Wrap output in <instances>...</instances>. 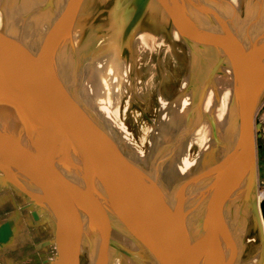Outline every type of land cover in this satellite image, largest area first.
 <instances>
[{"label": "bare ground", "instance_id": "bare-ground-1", "mask_svg": "<svg viewBox=\"0 0 264 264\" xmlns=\"http://www.w3.org/2000/svg\"><path fill=\"white\" fill-rule=\"evenodd\" d=\"M177 2L180 11L172 16L161 0H147L143 15L124 38L134 14L133 0H116L109 17H102L104 21L97 26L93 22L100 14L95 12L100 4L107 3L105 0H0V111L13 122L23 119L29 122L28 136L39 144L43 145L48 138L51 124L46 113L32 96L16 90L6 78L9 51L6 40L10 39L25 48L38 74L51 81L47 84L50 90L57 84L54 64L91 117L133 165L136 170L133 173L126 164L121 166L135 188L158 206L161 221L167 213L187 233L198 230L201 220L207 216L219 185L222 162L237 138L238 112L233 99L235 84L239 82L234 73L239 71V66L233 63L232 52L238 58L244 56L252 66L264 54V48L258 51L256 45L264 33V0ZM68 11L70 26L48 41L52 23ZM189 19L191 25L200 24L209 34L224 40L226 51L197 36L188 25ZM127 44L132 54L130 60L123 53V46ZM147 87L158 101L153 113L147 110L146 102L141 104L142 95H151L141 93ZM122 103L126 106L121 108ZM132 105H138L136 108L143 114L137 110L132 113L145 116L151 124L146 149L137 147L121 116V113L128 114ZM49 152L67 182L79 185L76 160L64 142L53 137ZM4 164L11 168L12 181L45 198L40 180L27 164L13 158L5 159ZM136 167L159 183L158 192L167 194V200L146 193L150 187ZM249 172L247 167L243 180H247ZM98 174L99 181H104L105 174L102 171ZM215 178L217 182L211 189ZM247 188L246 185L240 190L221 218L214 217L208 224L199 247L200 264L211 263L218 242L232 264L261 261L262 242L257 259L258 247L250 242L252 223L245 219L249 214L256 225L251 214L252 201H255L264 237L258 175L257 187L249 199ZM2 190L14 191L12 187ZM60 195L67 215L83 220L87 213L84 202L71 193ZM44 202L45 205H35L31 210L41 209V216L47 213L55 222L56 231L57 217L48 202ZM106 216L112 225L107 264H161L147 246L125 234L116 221L110 220L113 217L109 214ZM146 216L147 221L158 225L156 216ZM221 222L226 226H220ZM105 225L101 211L92 204L78 264H99L95 250L104 244Z\"/></svg>", "mask_w": 264, "mask_h": 264}, {"label": "water", "instance_id": "water-1", "mask_svg": "<svg viewBox=\"0 0 264 264\" xmlns=\"http://www.w3.org/2000/svg\"><path fill=\"white\" fill-rule=\"evenodd\" d=\"M146 2L147 0H133L134 14L126 27L124 38L129 35L134 24L143 15ZM161 2L169 9L172 16L180 11L177 0H161ZM69 14L70 11L52 23V32L47 35L48 41L52 40L56 33L70 26ZM191 24L192 21L189 19L188 25L197 36L216 44L223 52L226 51L224 40L209 34V31L200 24ZM256 43L258 51H261L264 48V33ZM6 48L9 50L6 78L10 79L16 90L32 96L46 113L45 116L50 120L51 127L48 138L41 145L28 136L31 130L29 122L24 119L22 122H13L0 111V191L2 188L12 187L17 193H22L23 196H20L26 202L24 207L29 209L35 205L40 207V204L45 203L44 200L48 202L57 217L56 231L53 237L39 243L38 248L56 244V253L54 258L48 259L49 264H78L92 204L101 211L106 224L104 244L95 250L99 264H107L109 255L112 225L106 219L108 214L113 217L110 220L116 221L125 234L137 240L139 244L147 246L161 264H200L202 251L199 247L210 221L214 217L221 218V215H224L244 186H248L246 191L248 199L257 187L256 138L260 136L261 124H255V116L264 97V54L256 65L252 66L244 56L238 58L232 52L234 57L232 61L239 66V71L234 73L239 82L235 84L233 99L238 112L237 138L222 162L219 185L213 194L207 216L201 220L198 230L183 233L167 213H164V221H161L162 215L157 211L158 206L143 197L135 188L121 166L122 164L129 166L132 169L129 170L131 173L136 171L133 165L125 160L116 144L91 117L54 64L57 84L53 90H50L47 84L51 81L49 82L47 78L44 80L38 74L22 45L7 39ZM53 137L62 140L75 158L81 181L79 185L67 182L52 158L49 146ZM10 158L20 160L30 167L44 188L45 198L33 189L11 180V168L4 164L5 159ZM247 167L250 169V175L247 180H243ZM136 169L140 175L142 174V180L150 187V191L145 190L146 193L156 197L160 195L159 197L163 199L167 197V194L159 193L161 190L159 183L151 175L145 176L139 167ZM101 171L105 174L103 177L105 180L102 178L104 180L102 182L98 178V172ZM216 182L215 178L211 189H214ZM67 193L84 202L87 213L83 220L74 219L65 212L60 194ZM109 194L112 196H108ZM88 201L93 203L89 204ZM251 207V214L262 242V259L258 264H264V237L257 203L252 201ZM261 208L264 213V201L261 203ZM40 212L41 209L29 212L30 220L34 225L38 223ZM146 214L156 216L159 219L158 225L153 221H147ZM245 219L249 220L248 215ZM16 221V217H12L0 222V247L13 237ZM220 226L226 224L221 222ZM0 264L5 263L0 261ZM210 264H232L223 255L219 242Z\"/></svg>", "mask_w": 264, "mask_h": 264}, {"label": "rangeland", "instance_id": "rangeland-1", "mask_svg": "<svg viewBox=\"0 0 264 264\" xmlns=\"http://www.w3.org/2000/svg\"><path fill=\"white\" fill-rule=\"evenodd\" d=\"M99 1L103 2V0H99ZM105 1H107V3H105V5L107 6L105 7V5L100 4V6L97 8V11L95 12L100 14V18L97 21L93 22L95 23L94 24L95 26H97L98 24L103 22L104 19L109 17V11L115 4L116 0H105ZM102 17L105 18L101 19ZM129 45L130 44L123 46V48H125L124 49L125 51L123 52L125 55L124 58H127V60H130L132 55ZM141 61H142L141 64L143 65L144 60L142 59ZM178 77H180L181 80L183 78L182 76H178ZM136 88H140V87L137 85ZM145 89L146 90L144 92L141 91L142 94L146 92L151 93L150 91L151 89H148V87ZM156 90H158V87ZM150 96L142 95V99H144L143 101L144 103L142 102L141 104L143 105L146 102L148 106L147 110L152 111L153 107H155L154 104H156L158 101L154 97V92H152ZM125 106L126 103L124 104L122 103L121 108ZM136 106L132 105L129 108L130 111H128V114L121 113V116L124 118L125 122H127L129 131L132 133L137 147L141 149L143 147L146 149L150 141L149 134L151 130L149 126H151V124L146 120L145 116H141V114H136L135 116L132 113V110H137L138 112H142L140 108L138 107L136 108ZM149 115L154 117L156 114H149ZM257 123L261 124L260 136H257L256 138V146H257L258 194L260 195V200H261L260 202L262 203L264 201V97L255 116V124ZM256 134H258V132ZM20 195L21 194L16 193L12 190L0 191V222H3L6 219L12 217H16L17 219L16 228L14 229L13 237L10 239V241L4 243L2 247H0V261H2L5 264H49L48 259L52 258L56 253L54 244L51 246L44 247L42 249L38 248V244L43 242L47 238L53 237L55 235V222L46 213V215L44 216H41L40 214L38 220L45 222H39L37 223V225H34L31 222L29 216L30 215L29 212L32 210L31 208L29 209L24 207L26 205V202L21 197L22 195L21 196ZM248 218L249 221L252 223L250 235L251 238H253V240L250 242H253L257 245L258 247V250L256 251L257 254L259 252V246H260L259 232L257 226L254 224V222H252L253 220L250 215L248 216ZM51 223H53L54 228L52 227ZM258 255L259 254H257L256 256L257 259L259 257Z\"/></svg>", "mask_w": 264, "mask_h": 264}]
</instances>
